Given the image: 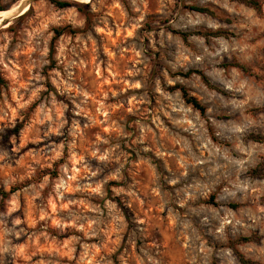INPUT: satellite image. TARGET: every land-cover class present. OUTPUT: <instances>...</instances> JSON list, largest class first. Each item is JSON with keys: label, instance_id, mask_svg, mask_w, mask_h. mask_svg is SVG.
Returning a JSON list of instances; mask_svg holds the SVG:
<instances>
[{"label": "rangeland", "instance_id": "rangeland-1", "mask_svg": "<svg viewBox=\"0 0 264 264\" xmlns=\"http://www.w3.org/2000/svg\"><path fill=\"white\" fill-rule=\"evenodd\" d=\"M68 1L0 27V264H264V0Z\"/></svg>", "mask_w": 264, "mask_h": 264}, {"label": "trees", "instance_id": "trees-1", "mask_svg": "<svg viewBox=\"0 0 264 264\" xmlns=\"http://www.w3.org/2000/svg\"><path fill=\"white\" fill-rule=\"evenodd\" d=\"M240 3L246 4L248 6H251L252 8L260 11L261 10V4L259 2V0H237ZM52 2L60 9H65V8H70L72 7L74 4L68 0H52ZM190 9L192 11L201 13V14H206L208 16L211 17H216V13L211 10L210 8L207 7H200V6H192L190 7ZM1 12H6L5 9L3 7L0 8ZM62 33L60 31H58V35H61ZM177 34H180L181 36L187 38L188 34L186 33H180L177 32ZM196 34L205 37L206 39L211 38V37H226V36H231L232 33H228V32H224V31H218V32H209V33H202V32H197ZM225 66L228 67H234V68H239L241 69L243 72H251V70L245 66L242 65L240 63H230V64H226ZM181 76H184L186 78L191 77L193 75H197L199 76L202 81L206 84L207 87H209L210 89L216 90L224 95H226L225 91H223L222 89H220L219 87H216L215 85H213L210 81V79L208 78V76L200 70H189L187 73H180ZM5 85V80L2 78L1 74H0V87ZM178 90H180V92L182 93V96L184 98V100L186 101V103L190 106H192L194 109L198 110L202 115H205L207 110L205 108V106H203L199 100L193 96H191L187 89L184 87H177ZM252 139L255 140L256 142H260V143H264V136L261 135H252ZM252 174L255 177L258 178H263L264 177V163L260 164L257 168H255L252 171ZM20 188H12L9 192L5 191V190H0V196H2V198H8L9 196H11L12 194L16 193ZM233 208L238 207V205L235 204H231L230 205ZM251 239L250 238H243L241 239V242H250ZM239 261L241 262V264H256L255 262L248 260L247 258H245V256H243L242 254H240L239 252H236Z\"/></svg>", "mask_w": 264, "mask_h": 264}, {"label": "bare ground", "instance_id": "bare-ground-1", "mask_svg": "<svg viewBox=\"0 0 264 264\" xmlns=\"http://www.w3.org/2000/svg\"><path fill=\"white\" fill-rule=\"evenodd\" d=\"M22 1H23L22 4L17 5L15 7H12L11 10H9L8 12L0 15V27L5 25L13 17L16 18L17 16H22V15L26 14V8L28 7L29 2L31 0H22ZM76 1H84V0H76ZM86 1H88V0H86Z\"/></svg>", "mask_w": 264, "mask_h": 264}]
</instances>
